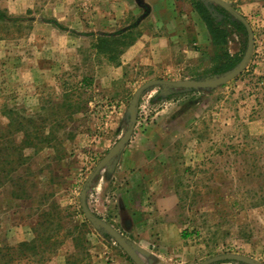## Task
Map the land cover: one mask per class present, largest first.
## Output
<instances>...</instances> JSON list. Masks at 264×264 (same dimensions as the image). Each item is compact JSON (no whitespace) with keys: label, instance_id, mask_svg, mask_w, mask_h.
Listing matches in <instances>:
<instances>
[{"label":"rangeland","instance_id":"obj_1","mask_svg":"<svg viewBox=\"0 0 264 264\" xmlns=\"http://www.w3.org/2000/svg\"><path fill=\"white\" fill-rule=\"evenodd\" d=\"M175 1L176 39L163 57L151 40L164 33L152 18L172 13L162 0H102L103 18L93 1L0 0V155L14 160L0 163L8 174L0 246L31 243L29 264H140L136 254L141 264H264V0H199L225 30L217 45L195 0ZM229 8L254 33L248 63L231 75L249 35ZM128 29L112 47H95L97 36ZM226 59L240 60L217 71ZM156 79L185 83L145 89L126 137L135 92ZM179 114L190 125L178 186L182 246L131 254L123 244L133 241L90 219L82 200L107 216L94 187L113 177L123 145ZM107 159L114 171L95 172Z\"/></svg>","mask_w":264,"mask_h":264},{"label":"crops","instance_id":"obj_2","mask_svg":"<svg viewBox=\"0 0 264 264\" xmlns=\"http://www.w3.org/2000/svg\"><path fill=\"white\" fill-rule=\"evenodd\" d=\"M85 1L86 4L93 1L95 14L103 18L106 13L102 12V0ZM174 2L162 0L166 11L171 7L172 13L165 16L159 13L152 18L159 28H164L162 35L151 39L152 47L159 46L158 54L163 57L171 55V43L176 39L172 33L177 29L172 27L177 25L178 17ZM159 123L146 135L131 139L121 151L113 177L104 178V182L94 187V192L102 197L100 212L107 215L101 219L136 243L138 253L145 254L150 244L160 245L157 256L162 255V249L182 246L178 186L185 173L181 142L190 127L186 114L171 119L162 117Z\"/></svg>","mask_w":264,"mask_h":264},{"label":"trees","instance_id":"obj_3","mask_svg":"<svg viewBox=\"0 0 264 264\" xmlns=\"http://www.w3.org/2000/svg\"><path fill=\"white\" fill-rule=\"evenodd\" d=\"M194 6L198 9V11L202 14V17L205 21L208 22L209 27H210V32L212 34V43L214 45L217 44H221V43H225L226 42V33L224 28H219L218 27V23L214 24V19L212 18V16L210 15L207 7L200 2L199 0H195L193 2ZM0 11H1V15H0V19L2 18V13L4 11H6L5 9H2L0 7ZM3 11V12H2ZM226 16H230V14L228 12H226ZM229 17H227L228 19ZM230 20V18H229ZM239 26L241 28H243L242 23L239 24ZM133 29H128V32L123 33L121 35H99L97 36V42L95 43V47L99 50L103 49V48H109L112 47L116 41H118L121 38L125 37H129L130 34L133 32ZM228 56V58H232L230 57V55H226ZM240 59H226L223 64L220 67H217V71L222 72L225 71L227 69L232 68L234 65H236V63L239 61ZM2 144V142L0 143ZM2 149V148H1ZM6 149H11L10 147H7ZM5 150V149H3ZM12 162H14L13 159H11V155L10 153H7L5 155H0V163L3 164H11ZM13 177V175H11ZM4 176H2V174H0V180L3 178ZM8 177V174H6V176L4 178ZM20 190V191H19ZM26 193V188L24 187V185L22 187H19L16 191H15V195H19V193ZM22 247H24L25 249H21ZM31 243L27 242V243H23V244H16V245H7V246H0V264H20V262L22 261H26L27 264L33 262V254L31 253Z\"/></svg>","mask_w":264,"mask_h":264},{"label":"water","instance_id":"obj_4","mask_svg":"<svg viewBox=\"0 0 264 264\" xmlns=\"http://www.w3.org/2000/svg\"><path fill=\"white\" fill-rule=\"evenodd\" d=\"M229 10L239 19L242 21V23L246 26L247 30H248V35H249V50H248V53H247V56L246 58L244 59V61L242 63H240L237 67L234 68V70H232L231 72L229 73H226L228 75H231V74H234L235 72L240 71L243 67L246 66V64L248 63L250 57H251V54H252V50L254 48V33H253V29L250 25V23L248 22V20L241 14L239 13L237 10H235L234 8H229ZM241 66V68H240ZM227 76V75H226ZM216 82V81H215ZM157 83H161V84H165V85H184V81L181 80V81H168V80H162V79H156V80H151V81H148L146 83H144L143 85H141L137 91L135 92L134 94V105H133V118H132V121L130 123V126H129V129H128V132L126 134V137H130V135L132 134V132L134 131V128L136 126V123H137V117H138V110H139V101H140V98H141V95L142 93L144 92L145 89H147L148 87H150L151 85L153 84H157ZM125 145H123V148H124ZM122 148V149H123ZM121 154V152H120ZM119 154V155H120ZM104 166H110L109 164V160H103L100 165L96 168L95 172L97 170H99L101 167H104ZM110 169H111V172L114 171V166L111 165L110 166ZM95 172L92 174V176L95 174ZM83 207H84V210H85V213L86 215L92 219L94 222H96L97 224H100L104 227H106L108 230L112 231L114 233V235H116L118 238L120 237V240H122L124 238V240H127L125 238V236L121 235L118 231H116L114 228H112V226H110L107 222H105L104 220L100 219L97 215H95L92 210L88 207V204H87V201L85 198H83ZM123 242V241H122ZM126 243V244H125ZM126 248V250L131 253V254H136L138 253L135 249V247H138L137 245H135L134 243H131V241H126L124 242L123 244ZM137 255V258L136 261L139 262L141 264V261L139 260V257H138V254Z\"/></svg>","mask_w":264,"mask_h":264}]
</instances>
